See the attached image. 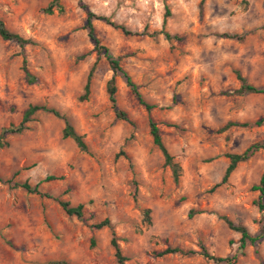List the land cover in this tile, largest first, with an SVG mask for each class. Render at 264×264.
Returning <instances> with one entry per match:
<instances>
[{"label":"rangeland","instance_id":"374dc122","mask_svg":"<svg viewBox=\"0 0 264 264\" xmlns=\"http://www.w3.org/2000/svg\"><path fill=\"white\" fill-rule=\"evenodd\" d=\"M0 0L6 27L33 44L24 47L28 82L17 43L0 37V130L17 125L29 104L54 107L83 135L88 151L62 137L64 120L37 111L0 147V264H223L206 259L237 255L236 264H264V238L238 250L240 233H258L264 211L252 185L264 171V149L237 163L224 183L227 153L264 142V93H233L238 71L264 85V0ZM86 9L138 32L124 34L93 19L95 35L154 107L148 113L116 76V118L108 98L110 64L85 28ZM168 11V15H166ZM177 34L166 39L161 29ZM240 37H225L224 34ZM93 66L89 94L81 99ZM149 116L182 170L177 183L149 132ZM263 119L260 125L255 120ZM228 121L246 127L224 128ZM118 154V155H117ZM46 175L59 178L44 181ZM83 204L67 215L52 197ZM264 202V198H263ZM149 209L150 222L144 220ZM104 218L109 225L95 228ZM167 247L182 251L158 255Z\"/></svg>","mask_w":264,"mask_h":264},{"label":"trees","instance_id":"16d2710c","mask_svg":"<svg viewBox=\"0 0 264 264\" xmlns=\"http://www.w3.org/2000/svg\"><path fill=\"white\" fill-rule=\"evenodd\" d=\"M54 6L56 7L57 10L62 11V6L58 2V0H51L50 3L47 6H45L44 8H42L41 10L45 13L50 14V13H52V9ZM83 8H85V6H83ZM85 11L87 13L85 28L87 29V33H88L89 38L94 42V49L96 52V56L98 58L101 54H103L106 57V59L108 60L110 67H111V70H112V75L107 80V83H106V89H107L109 101L111 102V106L114 109V114H115L116 118L124 120L130 124H133V120L128 116V114L124 110H122L121 108H119L117 106V100H116V92H117L116 76L117 75L122 76V78L125 81L126 86L131 90V93L133 94V96L136 98V100L139 102V104H141L145 108V110L148 113L154 107V104L149 103L148 101H146L143 98L141 92L138 90V86L136 85V83L131 79V77L127 73V71H125L122 68V66L120 65L119 59L114 57L111 54L108 47L102 45L99 42L98 38L95 35V30H94V26L92 24V20L93 19L103 20L104 22L110 24L114 28L120 29L124 34H138V32L132 31V30L126 28L125 26L121 25V24H118L116 22L111 21L107 16L97 15L94 12H92L86 8H85ZM165 13H166V15H168V11H166ZM160 32L164 35V37L166 39H171V38L178 39L179 38V36L177 34H171L170 32L165 31L163 28L160 30ZM224 36L225 37H240L241 35L226 33V34H224ZM0 37L4 40H10V41H13V42L18 44V46L20 47L19 54L22 55V69L25 73V77H26L28 82H34L36 77L27 68L26 58H25L24 50H23L26 45L33 44L34 41L30 38L23 37L19 33H16V32L9 30L6 27V25L2 19H0ZM92 70H93V66L88 73L87 81H86V84L84 86V93L80 97L81 99L87 98V96L89 94V87H90V79H91ZM235 74H236V77L239 80L240 84H239V87L233 91V93H239V94H241V93H264V85L263 86L253 85L251 83L246 82V79L238 71H235ZM37 111L49 112L56 117L62 118L64 120V127L62 129V137L71 138L80 150L85 151V152L88 151V147H87V144L84 140L83 135L78 133L74 129V127L72 126V124L70 123L68 118L66 116H64L63 114H61L58 109H56L54 107H49V106L43 105V104H29L27 106V108L23 111L22 118L17 125L10 124L7 127H3L0 130V147L6 146L8 144V142L5 139L6 135L22 132L26 128L25 123L30 121L31 116ZM262 122H263V119H258V120H255L253 122V124L260 125ZM251 124L252 123L249 121H243V122L228 121L225 124L224 128L231 127V126L246 127V126H249ZM148 125H149V132L151 134L153 143L158 147V149L162 153L163 164L165 166H168L171 169L173 181L175 183H177L179 180V177L181 175L182 168H181L180 164L174 160V156L172 154H170L169 151L167 150L166 146L164 145V143L162 141L158 125L150 116L148 118ZM259 148L264 149V142L252 143L241 153H227V154H225V156L229 159V163L225 168V171H224V174L221 178V181L219 183H216L215 186L219 185L220 183H224L227 180L230 173L235 169L237 163L240 161H245L247 158H249L250 155H252V153L255 150H257ZM57 178H59V177L56 175H46L43 180L44 181H50V180L57 179ZM20 185L25 190H27L28 192L39 193V194L45 195L47 197L54 198L59 203L62 210L67 215H75L78 218H81L83 215V204L82 203H78L76 205H71L69 201L62 200L58 197H53L49 194L41 193L38 190V184L31 186L29 183L23 182ZM252 189L259 191V196H258V199L256 200L255 204L257 205V207L260 211H264V202H263V198H264V171L261 174L259 182L257 184L252 185ZM144 220L147 223L150 222V216H149V209L148 208H146L144 210ZM225 221L231 229L240 233L239 246H238L239 251L243 250L247 244H254L259 239L264 238V224L261 226L258 233L253 234V233H250L249 230L244 225H235V224H233L232 221H230L227 218H225ZM109 223H110L109 219L104 218L103 220H101L99 222H95L93 224V227L102 228L104 226H108ZM110 244L114 248V254H115V258H116L117 263L118 264H125L126 257L121 253V250H120V247L118 244V240H117L114 232L112 233V237L110 239ZM177 251L181 252L182 250L179 247H167L164 250L160 251L158 255H164L167 253H173V252H177ZM202 255L206 259L212 260L214 262H221L223 264H236V261H237V255L236 254L221 257V256H215L213 254H210L206 250H203Z\"/></svg>","mask_w":264,"mask_h":264}]
</instances>
